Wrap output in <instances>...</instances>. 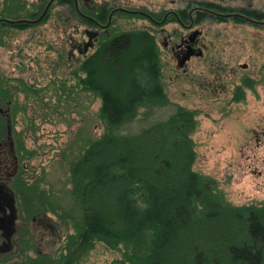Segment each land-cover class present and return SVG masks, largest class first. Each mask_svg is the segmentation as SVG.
Instances as JSON below:
<instances>
[{"label":"trees","instance_id":"16d2710c","mask_svg":"<svg viewBox=\"0 0 264 264\" xmlns=\"http://www.w3.org/2000/svg\"><path fill=\"white\" fill-rule=\"evenodd\" d=\"M2 2L0 17L12 21L31 20L46 4L31 12L21 0ZM60 4L73 8L72 0H56L41 23H0V31L44 24ZM20 10L24 17H11ZM101 14L105 22L107 12ZM161 70L153 37L137 27L104 42L69 68L68 78L52 80L69 93L98 98L104 130L83 138L69 164L72 204L64 212L73 233L64 252L23 264H77L97 244L120 252L109 264H264V204L234 205L213 179L193 170L198 112L170 102ZM255 85L243 80L232 101H243Z\"/></svg>","mask_w":264,"mask_h":264},{"label":"rangeland","instance_id":"374dc122","mask_svg":"<svg viewBox=\"0 0 264 264\" xmlns=\"http://www.w3.org/2000/svg\"><path fill=\"white\" fill-rule=\"evenodd\" d=\"M1 1L4 0H0V10L3 6ZM21 1L31 12H36L37 5L42 2ZM93 1L101 3L103 0ZM106 1L113 4L112 0ZM149 1L155 3V0ZM130 2L134 6L141 5L137 0ZM248 3L264 11V0L231 1L234 7H246ZM56 10L67 15L66 10L54 6L52 11ZM25 13L20 10L10 15L24 17ZM119 22L125 23L126 30L140 26V22L135 20ZM201 28L203 40L210 47L209 58L219 62L222 68L219 69L222 94L206 90L205 81L213 80V74L200 68L198 61L192 62L188 68L191 75L185 78L169 60L162 67L166 95L173 104L198 112V126L191 136L196 154L193 170L213 179L230 203L262 205L264 76L261 67L264 64V27L209 21ZM81 30L73 20H59L54 14L44 24L25 31H1L0 74L18 79L15 83H19V110L14 123L20 142L27 150L24 154L28 156L29 153V163L24 183L17 187L18 210L14 200L6 211V202L2 203L3 214L13 210L11 218H18V221L14 223L11 245L0 250V264L1 260L23 264L48 256L57 257L64 252L67 236L73 233V219L64 212L72 204L68 195L71 187L69 164L79 154L83 138H97L104 130L98 117V98L69 93L66 91L68 88L60 89L57 85L61 81L59 76L60 79L68 78L69 68L73 67V60L68 55H79L75 47L79 46L77 40ZM86 45L82 49L83 55L92 46L90 33ZM59 57L58 67H55ZM245 79L254 81L256 85L253 90H244L243 101L233 102L235 88ZM52 80L57 83H52ZM73 82L69 81L68 85ZM196 82H200V86ZM3 242L7 243V240L2 239ZM118 257L120 252L97 244L77 264H109Z\"/></svg>","mask_w":264,"mask_h":264},{"label":"flooded vegetation","instance_id":"af4514ba","mask_svg":"<svg viewBox=\"0 0 264 264\" xmlns=\"http://www.w3.org/2000/svg\"><path fill=\"white\" fill-rule=\"evenodd\" d=\"M44 1H46V4L43 10L33 19L27 21L37 20L51 1L43 19L34 24H39L46 18L56 0ZM112 1L113 4L110 5L106 0L101 3L93 0H72L73 8L67 4L57 5V7L66 10V16H64L63 11H51L49 19L55 14V17L59 20L61 18L73 20L76 26L82 29L77 40L79 46L78 48L75 47L79 55H68V58L73 60L72 66L80 64L95 53L104 42L120 35L121 31L124 32L127 28L125 23L119 22L120 20L127 22L135 20L140 22V29L153 37L159 51L162 67L166 62L172 60L175 63L176 70L180 71L185 78H188L191 75L188 72L189 66L193 61H198L200 68L213 74V80H203L207 83L206 90L221 95L222 86H220V81L222 75L219 69L222 68L219 66V62L209 58L210 47L203 40L201 26L209 21L217 23L230 22L233 24L245 23L254 27L264 26V20L259 21L252 17L255 14L264 15V11L253 8L250 3L246 7H234L231 4L233 0H155V3L149 0H137L141 3L139 6H134L130 0ZM102 11L107 12L105 22L99 21ZM0 20L8 19L0 17ZM84 20H88L92 25L83 26ZM0 23L5 22L1 21ZM89 33L92 36V46L86 50L87 54L83 55L82 49L87 46ZM83 37H85V40H83ZM197 66L199 65L197 64ZM241 67L246 68V66ZM6 79H10L11 82L6 83ZM191 80L194 81V78H191ZM15 82H18L17 78L15 79L13 76L11 78L4 77L0 74V243L2 239L7 240V243H1V251L8 249L11 245L10 238L14 233V223L16 224L18 219L11 218L13 216L12 209L11 212H5L8 217L3 214L2 203L6 202L4 207V211H6L10 208L9 206H12V200H14L13 204L18 210L16 204L17 187L24 183V173L29 163V153L28 156L24 154L27 150L20 142L14 123L16 112L19 110L17 97L19 83ZM196 83L200 86V82Z\"/></svg>","mask_w":264,"mask_h":264},{"label":"water","instance_id":"95a60500","mask_svg":"<svg viewBox=\"0 0 264 264\" xmlns=\"http://www.w3.org/2000/svg\"><path fill=\"white\" fill-rule=\"evenodd\" d=\"M50 4H51V1H50V2L48 3V5L46 6V8H45L44 12L42 13V15H41L37 20H35V21H27V20H18V21L0 20V22L3 21V22H5V23H9V24H19V23H32V24H34V23H38V22H40V21L43 19V17L45 16V14H46V12H47V10H48ZM243 67H245V66H243Z\"/></svg>","mask_w":264,"mask_h":264}]
</instances>
